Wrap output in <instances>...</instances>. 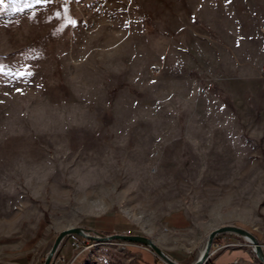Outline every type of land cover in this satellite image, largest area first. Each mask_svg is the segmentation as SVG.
<instances>
[{"label":"rangeland","instance_id":"374dc122","mask_svg":"<svg viewBox=\"0 0 264 264\" xmlns=\"http://www.w3.org/2000/svg\"><path fill=\"white\" fill-rule=\"evenodd\" d=\"M0 66V264L70 228L193 264L260 228L264 0H4ZM247 249L203 264H262ZM50 261L167 264L77 235Z\"/></svg>","mask_w":264,"mask_h":264},{"label":"water","instance_id":"95a60500","mask_svg":"<svg viewBox=\"0 0 264 264\" xmlns=\"http://www.w3.org/2000/svg\"><path fill=\"white\" fill-rule=\"evenodd\" d=\"M224 233H230V234H235L238 235L240 237H242L244 240L246 239L248 241L249 244H251L254 247V251L256 259L264 264V253L263 250L258 242V240L249 232L240 229V228H236L233 226H225V227H221L218 229H215L214 231H212L208 237H207V241H206V246H205V250L204 253L201 254V256L199 258L196 259V261L193 264H203L204 261L207 259V257L210 255V249L212 246V242L213 239L220 234H224ZM93 234V235H92ZM92 233L90 230H86V229H81V228H70L67 230H64L62 232H60L59 234H57L58 236L56 237L50 251L48 252L44 263L43 264H50L52 260V257L54 256V254L56 253V250L60 244V242L62 241V239L66 236L69 235H77V236H81V237H85L91 240H120V241H127V242H131V243H136V244H140V245H144L146 247H149L157 256H159L160 259H162L163 261H165L167 264H176L175 262L171 261L159 248H157L153 242L146 238V237H141V236H123L121 234H113V235H109V236H101L98 234Z\"/></svg>","mask_w":264,"mask_h":264},{"label":"built area","instance_id":"2783aa9c","mask_svg":"<svg viewBox=\"0 0 264 264\" xmlns=\"http://www.w3.org/2000/svg\"><path fill=\"white\" fill-rule=\"evenodd\" d=\"M153 74L154 73H159V70L157 69V68H155L153 71ZM260 246H261V248H263L264 247V245H262V244H260ZM244 247H247L248 248V253H250V254H253V257H252V259H256V256H255V251H254V247L252 246V245H250L249 243H248V245H247V242L246 241H243V242H241V241H238V242H228V243H225V244H223V245H219V246H217L216 248H215V250H213L211 253H210V255H209V258L212 256V255H214L216 252H218V251H220V250H222V249H225V248H244ZM213 264V263H212ZM234 264H236L235 262H234Z\"/></svg>","mask_w":264,"mask_h":264},{"label":"crops","instance_id":"0c3cea01","mask_svg":"<svg viewBox=\"0 0 264 264\" xmlns=\"http://www.w3.org/2000/svg\"><path fill=\"white\" fill-rule=\"evenodd\" d=\"M262 214V218H261V226L260 228H255L254 229V236L255 238L258 240V242L262 245H264V206H263V212L261 213ZM104 226L103 228H101L102 230H108L109 226H105V225H102ZM239 249V248H238ZM263 249V253H264V247L262 248ZM246 250V249H245ZM248 251V249H247ZM249 252V251H248ZM221 253V252H220ZM220 253H217V255L214 257V263L217 264V256L220 254ZM250 254V253H249ZM251 256V255H250ZM253 261L252 257H251V262ZM237 263V264H247L248 262H243L241 260H237V259H233L231 264H234ZM250 264V263H248Z\"/></svg>","mask_w":264,"mask_h":264},{"label":"snow or ice","instance_id":"6c2138e0","mask_svg":"<svg viewBox=\"0 0 264 264\" xmlns=\"http://www.w3.org/2000/svg\"><path fill=\"white\" fill-rule=\"evenodd\" d=\"M37 2H39V0H37ZM12 3H15V0H12ZM4 4V0H0V5ZM3 71V66H0V72ZM25 74H30V73H18V75H25Z\"/></svg>","mask_w":264,"mask_h":264},{"label":"bare ground","instance_id":"6f19581e","mask_svg":"<svg viewBox=\"0 0 264 264\" xmlns=\"http://www.w3.org/2000/svg\"><path fill=\"white\" fill-rule=\"evenodd\" d=\"M245 241L248 243V241L245 239ZM205 246H206V243L201 247V249L199 250V254L198 255V258L201 256V254L204 253V250H205Z\"/></svg>","mask_w":264,"mask_h":264}]
</instances>
